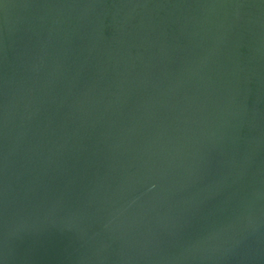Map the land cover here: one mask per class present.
<instances>
[{
	"label": "water",
	"instance_id": "obj_1",
	"mask_svg": "<svg viewBox=\"0 0 264 264\" xmlns=\"http://www.w3.org/2000/svg\"><path fill=\"white\" fill-rule=\"evenodd\" d=\"M0 264H264V0H0Z\"/></svg>",
	"mask_w": 264,
	"mask_h": 264
}]
</instances>
